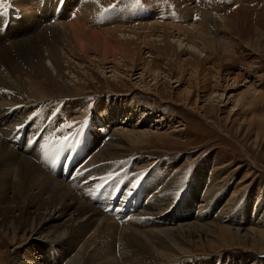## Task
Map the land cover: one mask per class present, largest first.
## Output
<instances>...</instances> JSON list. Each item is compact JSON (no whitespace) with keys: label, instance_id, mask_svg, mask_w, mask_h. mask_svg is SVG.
Masks as SVG:
<instances>
[{"label":"rangeland","instance_id":"obj_1","mask_svg":"<svg viewBox=\"0 0 264 264\" xmlns=\"http://www.w3.org/2000/svg\"><path fill=\"white\" fill-rule=\"evenodd\" d=\"M79 1L50 0L42 8L43 0H0V5H6L0 10V56L6 59H0V126L14 130L20 125L21 130L20 141L7 139L11 149L19 150L16 152L31 165L34 163V169H39L54 184L66 185L79 200L98 207L117 226L124 225L128 217L155 213L141 202L148 196H164L166 191L156 194L162 188L156 180L165 174L162 166L170 164L171 169L183 171L185 175L178 182L179 190H174L175 198H162L173 206L169 207L171 215L164 219L167 222L158 221V226L173 230L196 226L208 232L216 226H227L253 240L252 231H264V96L254 95L264 94V0H94L98 8L112 14V21L104 24L94 19L92 22L96 25L89 22L88 28L117 30L106 36L117 56L110 54L106 61L97 50L98 43L89 36L83 37L84 50L75 44L69 25L80 22L84 25L81 20L86 19L81 17ZM10 4L24 13H14L10 20L7 6ZM138 12L144 15L135 17ZM125 13L138 19L125 21L121 18ZM213 19H220L217 23L220 28L213 26ZM9 20V27H4ZM146 23L187 27L194 32L198 46L191 49L189 44L184 51L188 40L182 41V45L178 37L184 40L187 33L169 28L173 49L165 51L168 46L162 36L163 29H143ZM61 26L67 27L66 31ZM193 26L198 30H193ZM58 32L63 35L59 43L54 37ZM145 34L151 35L152 43L143 47L140 36ZM126 41L136 42L138 56ZM210 42L229 49L226 58L204 50V45ZM99 43L106 45L101 39ZM175 48L181 55L173 52ZM206 53L211 59L207 69L213 76L200 79L195 70L200 61L195 55ZM92 61L99 68L91 65ZM43 64L55 74L52 79L70 94L40 95L35 82H42L44 89L54 92V85L41 68ZM226 74L231 75L227 83ZM238 76L240 79L235 80ZM113 105L117 110L127 105L134 113L127 109L118 111V122L110 108ZM10 122L13 125L9 127ZM126 131L146 133V139L130 143L125 155L120 153L118 161L112 160L117 165L102 174L98 170L105 162L94 163L96 154L112 136L121 144L124 141L121 134ZM14 168L15 165L10 172ZM206 178L214 183L215 191L208 193L210 181L206 184ZM197 182L200 187L195 191L192 183ZM5 186L9 189L10 183ZM131 195H136L141 202L129 201ZM12 196L6 197L12 200L8 205H0V264H21L23 257L35 259L39 264H61L63 251L72 254L70 258L80 256L84 264L87 261L106 264L112 259L118 264H137L138 260L140 264H264V251L252 250V241L244 245L221 244L216 242V237L210 238L215 247L195 239L194 246L173 260H170V251L163 261L149 258L150 261L143 249H139L141 254L134 248V252L124 255L120 245L119 253L108 255L104 246H100L107 242V238L101 237L102 221L98 227L94 224L96 230L100 229L88 236L86 243L83 239H74L78 230L74 225L61 230V235L52 234L56 239H49L60 240L58 245L39 241L40 236H46L28 234L25 228L28 231L33 226L24 222L25 213L40 209L35 207L38 200L32 194ZM204 200L202 208L199 205ZM9 206L15 208L8 211ZM70 213L58 224L69 221ZM91 224L87 223L79 231L87 230ZM50 233L51 230L46 233L47 237ZM64 260L63 264L70 263V259Z\"/></svg>","mask_w":264,"mask_h":264},{"label":"bare ground","instance_id":"obj_2","mask_svg":"<svg viewBox=\"0 0 264 264\" xmlns=\"http://www.w3.org/2000/svg\"><path fill=\"white\" fill-rule=\"evenodd\" d=\"M48 2H50V0H43V3L41 2L40 6H42V8H43L44 5H45V3H48ZM78 4H80L79 10H81V15H82L81 17H84L86 19H83V20H81V19L78 20L77 19L78 21L81 20L82 23H84V25H81V22H80V24H72L71 23L69 25V28L71 30V33H72V35L74 36V39H75V44L77 43V46H80L81 49L84 50L86 45H84L85 40H83L84 39L83 37L86 36V38H87L89 36V39L90 40L93 39L94 42L98 43L97 44L98 45L97 50L102 55L103 60L106 61L107 59H109L108 57H109L110 54L117 56V54H113V51L111 50L110 44H108L109 42H107V40H106V38H107L106 36H108V35L111 36L112 33H114L117 30H110L111 28L110 29H106V28H103L102 29V28H100V30H91V29L88 28L89 22L92 25H96V24H94L92 22V21H94V19L95 20H98V21H102L104 24L111 22L112 21L111 20L112 14L110 12H108V11H102L100 9V7L98 8V6H97V4H96V2L94 0H80L78 2ZM75 5H76V3H75ZM72 7H73V5H72ZM75 9H77V8H75ZM83 10L86 13H84ZM140 15L143 16L144 14L142 12H138L135 17H139ZM79 16H80V14H79ZM132 16H134V15H132ZM132 16L127 13L126 15L121 16V18L123 20H125V21H127V20L134 21V20H137L138 19V18H132ZM209 20H210V18H209ZM219 20L220 19H218V20L217 19H213L211 21L213 23V26L214 27L216 26V28L217 27L220 28V25L217 24V23H220ZM61 27L64 28L65 26H61ZM118 27H120V26H118ZM148 27L153 28L155 30L156 29L158 30L159 28L163 29L162 36L164 37L165 45L168 46L165 51H167V50L168 51H172V49H173L172 43L170 41V36H171L170 31L171 30L170 31H167L169 28H172L174 31L177 30L176 32L182 31V32H186L187 33V35L184 36L185 37L184 40H182V38H181L182 36L181 37H178V40H179V42L182 45H183V42L182 41L185 42V40L186 41L188 40V43L186 42V45H184L185 46L184 51H186V47L189 44H191V46L189 45L191 49L192 48L194 49L195 46H198L195 43V41H194L195 40L194 32L187 30V27L186 28H184V27H178V26H173V25H170V24L159 25V24H155V23H149V24L146 23V25H144V27H142V28L143 29H146ZM142 28L140 27L139 30H141ZM55 29H57V28H55ZM66 29H67V27H66ZM66 29H65V31H66ZM83 29L88 34L90 33L93 36L91 37L90 35H86V33L82 31ZM195 29L198 30L197 26H193V30H195ZM50 30H52V29H50ZM156 31H155V33H156ZM59 32H60V30H59ZM52 33H53V31H52ZM62 33H63V31H62ZM178 35H180V34H178ZM54 37H55V39L58 40V43L61 42V40L63 39L62 38L63 35L60 34V33L58 35L56 34ZM142 37H143V41L141 43L143 44V47H146V45L152 43L151 39H149L151 37V35H149V34L146 35L145 34V36H143V35L140 36L141 39H142ZM167 37H169V39H167ZM66 38H68L67 37V34H66ZM89 39H87V40L90 41ZM100 39L102 41H104V43L107 46L106 45L102 46V44L100 46V43H99V40ZM137 40H139V39H137ZM146 40H148V41H146ZM64 41H66V40H64ZM126 42L128 44L127 46L130 49H133V51L135 52V56H138V54H139L138 53V48L139 47L138 46L136 47V42H134V41H132V42L131 41H126ZM91 43H93V42H91ZM120 44L123 46L126 43H120ZM64 46H65V44H64ZM122 46H121V50L123 49ZM70 49L71 48L69 47V50ZM71 50H73V49H71ZM124 50L122 52L123 54H124ZM163 50H164V48H163ZM204 50L210 51L211 54H213V53L215 54L216 53V55H218L221 59L226 58L227 53L229 52V49H227L225 47H221L220 48L219 46H215V45L211 44V42L209 44H207V46L204 45ZM187 51H188V49H187ZM3 52H4V49H3ZM173 52L176 53L178 56L181 55V54H178V51L176 50V48H175V51L173 50ZM194 54H196V53H193V55ZM5 56H6V54H5ZM40 56H42V55H40ZM195 57H196V60L197 61H200V63L197 65V68H195V70H196V77H198L200 79L201 78L206 79V76H209V75H212L213 76V74L211 72H209L210 70L207 69V65L209 64V62H211V59L208 57V54L205 55V56L195 55ZM202 57H204V60H203ZM2 58L4 59V61H6L5 57H2V55H1L0 56V59L2 60ZM31 59H33V58H31ZM38 59H41V58H38ZM41 60H43V59H41ZM180 61L182 63H185L182 60H180ZM43 62H44V60H43ZM43 62H41V63H43ZM91 63H92L91 65H93L94 67H98V65H96L97 64L96 61H92ZM38 64H40V62H38ZM41 68L43 69L45 75L47 76V79H49L52 82V84L54 85V87L52 88L54 90V92L53 91L48 92L46 89H44V85H42V82H35L34 83V87L37 89V91L40 93L41 96H43L44 94H47V93H52V94H56L57 93L58 95H61V94L67 95V94H70L71 93V92L66 91L67 90L66 88H64L61 84H58L57 82H55L54 79H52V77L55 74L50 71V69L47 67L46 64H43L41 66ZM58 74H60V71H58ZM230 76H231L230 74H226V78L224 79V81L226 83L229 81L228 79H230ZM0 78H1V76H0ZM237 79H240V77L238 76L237 78H235V80H237ZM0 83H1V80H0ZM23 90H26V89L24 88ZM4 91L6 92V90H4ZM21 92L22 91H20V93ZM6 95H7V93H6ZM254 95H258L259 96L258 98H261V96H264V94L262 95V94H257V93H254ZM252 97H253V95H252ZM257 100L258 99H256V101ZM15 101H16V99H15ZM110 104H113V102L110 103ZM114 104L116 105V103H114ZM122 105H121V107H120L119 110L115 109L114 108V105L110 107V108L113 109V111L116 114L114 116V112H113V118H115L116 121L118 120V122H119L118 111L123 110V109L129 110L127 105L124 108L122 107ZM129 111H131L132 113H134V111H132V110H129ZM123 115H124V113L122 114V116ZM123 118H125V117H123ZM124 123L127 124L126 122H124ZM10 124L13 125V123L10 122L9 123V127L11 126ZM2 126L3 125L0 126V205H2L3 203L4 204L5 203L7 204L8 202H12V200L10 199L11 197L10 198L8 197V199H6V197L8 195L10 196L11 194H13L12 198H18V197H22V196H25V195L29 196V194H32V196H35L36 199L38 200V202L35 203V207H40V209L38 208L36 210V212L35 211L34 212H31L29 210L28 213H25V215H24V222L26 224H31L32 223V226L33 227H30V230L27 231L28 227L25 228V230H26V232L28 234H31V235H45L46 236V237H41L40 236V240L39 241H49L52 244L55 243L56 245H58L60 240L59 241L58 240H55L56 238L53 237L52 234L61 235L60 234L61 233V230L66 231L69 228H73V225H74V226H77V228H78V230L76 229L77 230V233H76L77 234L76 235L77 237H75L74 239H76L77 241H80V239H83L84 241H82V242L83 243H86L87 241H89V240L86 241V238L88 236H90L92 233H94L95 230H96L94 224H96L97 225L96 227H98L99 226V223L102 221V222H104V225H103L104 228L102 230L101 237H103V239H106L107 238V242H104L100 246L101 247L104 246V248L106 249V254H108V255L109 254L110 255H115V254L119 253V251H120L119 245H120L122 247V252H123L124 255H129L128 254L129 252H134V248H136V251H137L138 254H141L139 249H143L146 252V255L145 256L147 257V259H149V258L155 259V260L156 259H160V260L163 261V259H165V256H166V252L167 251H170V252H172V255H171L172 258L170 260H173V259L178 258L179 256H183L186 253V251H187L186 248H188L191 245L194 246V243H195L194 240L195 239H199L200 241L201 240H205L206 243H204V244L209 245V244L213 243L210 240V238H214V237L218 238L216 242H220L221 244H225V243L227 244V243H229V244H232V245H235V244H237V245H244L248 241H250V242L252 241L253 242V244H252L253 247L250 245L252 250H254V248H258L259 251H264V231H257V230L252 231L253 232V235L256 238L254 237V238H252L253 240H251V239H249V237H246L247 235L246 236H244V235L242 236L240 234V231L233 232L234 229L232 230L231 228H229L227 226H221V227H219V226L217 227L216 226V228L213 229V231H211V232L202 230L204 228H199V227H196V226H189L188 229H185V227H187V226H185V227L184 226L183 227L181 226V227H178L176 230L170 229L168 227H160V226H158V224H157L158 221H160L161 223H164L166 221L164 219H167L165 217L171 215V212L169 211V207H172L173 206V205L172 206L168 205L167 204V201L164 200V199H162V198H167V199L170 198V197L175 198L174 197L175 191L176 190H179V188H180L178 186V182L185 175V173H182L183 171H177V170H174L173 168L171 169V166L172 165H170V164H166V165L162 166L165 174H163V177H160L161 179H158L159 180V183H158V180H156L157 186L162 187L161 190H160V192L159 193H156V194L157 195L158 194L160 195L161 191H163V193H164V191H166V193L164 194V196H162V198H159L158 196H155V195L154 196H148L145 200H143L141 202L139 200V198H137L136 195H131L130 196V199H129V201H133L134 203L135 202L138 203L140 201L141 204L144 207H146L147 209H150L152 211H155V213L153 212L152 215H150V214H148V215L147 214H143L140 217H135V215L134 216H131V217H128L129 219L127 220V222H124L123 223L124 225H122V224L120 225L118 223L119 226L122 228V229H120V227L117 226V224L112 219H110L108 216H106L103 213H101L97 209L98 207H93L91 205H88L87 202L84 203L83 200L82 201L79 200L78 197L74 196L71 193L72 190H70V192H69V190L65 187L66 185L65 186L62 185V184L57 185L58 183L57 184H54V182L52 181V179H50L49 177H45V175L43 173H41V171L39 169H37V168L34 169V167H35V165H33L34 163L32 164L33 165L32 166L30 164V161L27 162L25 158H23L21 155H19L16 152V151H19V150L14 151L13 149H11L12 148L11 147L12 145L10 146L8 144L7 139L10 142H15L16 139H19L18 137H19V134L21 133V130H19V126L20 125L17 128H15V126H14V128H15V129L13 128L14 130H12L11 128H8V127L3 129ZM6 126H8V124H6ZM25 129H27V128H25ZM25 129H23V130H25ZM100 130L101 129H98V131H100ZM30 131H31V129L29 130V133H32ZM33 131H34V129H33ZM136 132L137 131H126V132H123L121 134V137L124 139V141L121 140L122 141L121 144H119V143L117 144L116 143L115 140L117 138H115L114 136H112L110 138V140L106 144H103V146L101 147L99 153L96 154V156H95V158L93 160L94 163H102V162H105V165L102 168H100L99 170L97 169L99 172H101L102 174L103 173L105 174L108 169H112V167H114L115 165H117V164L113 163L112 160H117L118 161L119 156H121L123 153H125V151L130 150V149H127L128 146L130 147V143L143 142L144 139H146V133H143V132L136 133ZM136 135H138V137ZM29 136H31V135H28V137ZM135 136H136V138H135ZM3 137H6L5 141L3 140ZM26 138H27V136H26ZM19 141H20V139H19ZM19 141H17V142H19ZM40 142L42 143V141H40ZM98 144H100V143H98ZM120 153H122V154H120ZM125 154H123V155H125ZM18 155L20 157H18ZM130 160H128V161H130ZM131 162H133V161H131ZM14 165H15L14 170L12 172H10L12 170V168H13ZM91 165H92V163H91ZM202 174H200V175H202ZM155 178H156V175L152 177V179H155ZM194 178H196V177H194ZM194 178H193V180H195ZM209 181H210V183H208ZM6 183H10V187H9L10 190L5 186ZM205 183L206 184L208 183V189H207V191H209L208 193H210L212 191H215L214 190L215 185L210 180V178H206ZM203 185H204V182H203ZM192 186H193L192 188H194L195 191L197 190L198 187H200L198 182L197 183H192ZM168 192H172V194L171 193L169 194ZM171 200L169 202H171ZM113 201H111V202H113ZM192 201L195 202L194 200H192ZM205 201L206 200L201 201L199 206L203 208L204 205H202L201 203L202 202H205ZM115 202H117V201H115ZM13 203L16 205L17 204V200L15 202H13ZM14 208H15V206H9L8 211H10V210H12ZM32 208H33V206H32ZM99 209H100V207H99ZM68 212H71L70 213V216H72V218L70 219L71 221L69 220V221L65 222L64 224H62V223L61 224H58V221H61V219L64 216H66ZM122 212H124V210ZM3 213H5V212H3ZM209 213L210 212H208L207 214H209ZM121 214L123 215L124 213H121ZM2 215H4V214H2ZM118 215H120V213ZM4 216H5V218L8 217L6 214ZM83 217H85V219L87 218V220L82 219ZM114 218L116 219V216ZM8 219H9V217H8ZM89 222H91L92 224L90 226L88 225L89 227H88L87 230L84 229L82 231H79V230H81V227L85 226ZM76 223H77V225H76ZM92 225H93L94 228L93 227L91 228ZM101 229H102V227H101ZM49 230H51L52 233H50L51 235L47 237L48 234H46V233ZM98 230H96V231H98ZM62 234L64 235V232ZM50 237H53L55 239H53V240L52 239H49ZM95 240H97V239H95ZM102 241H104V240H102ZM202 242H204V241H202ZM61 243H62V241H61ZM74 244H75V242L72 243V245H74ZM213 244H211V246L212 247H215L216 243H215V245H213ZM62 245H64V244H62ZM62 245H61V247H62ZM83 247H84V245H83ZM66 249H68V248L66 247ZM60 251H61V249H60ZM136 251H135V253H133L134 255L136 254ZM63 252L60 253V255L62 256V258H64V259H70V263L71 264H84L83 263V260L81 259L80 256L79 257H75V258H70L72 254L63 253ZM99 252H102V251H99ZM169 256L170 255H167V257H169ZM94 258H96V255H95ZM113 258H115V257H113ZM22 259L24 261L22 260L21 264H39V262H37L35 259H32V258L23 257ZM64 259H63V262L65 261ZM66 261L68 262V260H66ZM63 262H61V264H63ZM84 262H86V261L84 260ZM138 262L139 263H137V264H140V261L139 260H138ZM88 263L89 262L87 261L86 264H88ZM151 263H153V262H151ZM155 263H156V261H155ZM106 264H118V263H117V261L115 262L112 259V260H108ZM157 264H159V262Z\"/></svg>","mask_w":264,"mask_h":264},{"label":"snow or ice","instance_id":"obj_3","mask_svg":"<svg viewBox=\"0 0 264 264\" xmlns=\"http://www.w3.org/2000/svg\"><path fill=\"white\" fill-rule=\"evenodd\" d=\"M0 7H2V5H0Z\"/></svg>","mask_w":264,"mask_h":264}]
</instances>
